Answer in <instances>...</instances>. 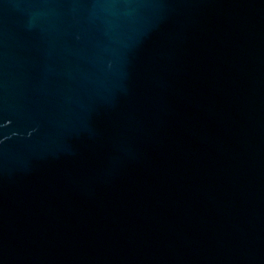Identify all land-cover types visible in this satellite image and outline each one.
Returning a JSON list of instances; mask_svg holds the SVG:
<instances>
[{
	"label": "water",
	"instance_id": "water-1",
	"mask_svg": "<svg viewBox=\"0 0 264 264\" xmlns=\"http://www.w3.org/2000/svg\"><path fill=\"white\" fill-rule=\"evenodd\" d=\"M0 264H264V0H0Z\"/></svg>",
	"mask_w": 264,
	"mask_h": 264
}]
</instances>
